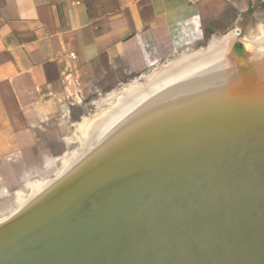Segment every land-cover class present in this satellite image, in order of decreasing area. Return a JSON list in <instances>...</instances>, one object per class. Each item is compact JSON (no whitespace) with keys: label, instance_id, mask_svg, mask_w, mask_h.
Instances as JSON below:
<instances>
[{"label":"bare ground","instance_id":"obj_1","mask_svg":"<svg viewBox=\"0 0 264 264\" xmlns=\"http://www.w3.org/2000/svg\"><path fill=\"white\" fill-rule=\"evenodd\" d=\"M71 140L0 218V264H264V26L128 85Z\"/></svg>","mask_w":264,"mask_h":264},{"label":"crops","instance_id":"obj_2","mask_svg":"<svg viewBox=\"0 0 264 264\" xmlns=\"http://www.w3.org/2000/svg\"><path fill=\"white\" fill-rule=\"evenodd\" d=\"M263 26L264 0H0V218L16 176L67 156L80 104L182 47Z\"/></svg>","mask_w":264,"mask_h":264},{"label":"rangeland","instance_id":"obj_3","mask_svg":"<svg viewBox=\"0 0 264 264\" xmlns=\"http://www.w3.org/2000/svg\"><path fill=\"white\" fill-rule=\"evenodd\" d=\"M262 33H263V31H262ZM258 34H259V31L255 30L250 36L252 38V37H256ZM242 38H243V35L241 37H238V39H240V40ZM210 42L211 41H206V43L204 45H201V46L182 47L181 49H179L177 52H175L173 55H171L167 59L160 61V62H153L154 66L151 65L152 64L151 63L150 66L148 67V69L142 75L132 77V78L124 81L123 83H121L120 85L116 86L115 88H113L109 91L99 93V94H95L92 97H90L89 99H87L85 102L80 104L81 105L80 115H79V117H77V119H75V123H74L75 125H72L69 127V135H68V140H67L68 141V151L66 152L67 153L66 157H68L69 155L71 156L73 154L74 150L76 148H78L80 145L78 140L74 141V140H70V139L73 138V133L75 132L76 124L81 122L84 117H92L93 115H95L102 107H106L110 101L117 99V96L119 94H121L123 92V90L127 88L128 85L136 84V83H139L141 85H145L149 81V78L151 77L152 73L156 69L163 67L164 65L168 64L169 62L176 60L182 54H187V53H191L194 51L204 50L209 46ZM253 54L254 53H251L250 57H248L249 61H253V60L257 61V60L262 59V57H260V55H257L256 53L254 55ZM232 66H233L232 63H230L228 68L231 69ZM66 157H64V158H66ZM64 158L59 159L57 162H55V164L53 166V171H51V172L37 173L34 175H29V178L27 180H21L18 178V176H16L12 181L13 189H11L9 191V193L6 190V193H8V194L6 196L7 201H6V205L4 207V209H5L4 214L5 215L8 214L12 209L18 207V205H19V204H17L18 193H21L20 194L21 197L28 196V193L30 192L29 187H31V185L34 182L41 180L40 179L41 176H46L47 178H54L57 175L56 172L61 167L64 166V162L62 165V160ZM68 158H66V159H68ZM66 159H64V161ZM20 196H19V200H20Z\"/></svg>","mask_w":264,"mask_h":264},{"label":"built area","instance_id":"obj_4","mask_svg":"<svg viewBox=\"0 0 264 264\" xmlns=\"http://www.w3.org/2000/svg\"><path fill=\"white\" fill-rule=\"evenodd\" d=\"M69 57H70L73 61H76V59H77V56H76V54H75L74 52L70 53V54H69Z\"/></svg>","mask_w":264,"mask_h":264}]
</instances>
